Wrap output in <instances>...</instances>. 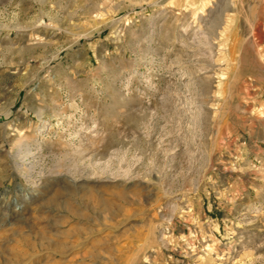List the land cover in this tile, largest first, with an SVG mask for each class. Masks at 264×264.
<instances>
[{
	"label": "rangeland",
	"instance_id": "1",
	"mask_svg": "<svg viewBox=\"0 0 264 264\" xmlns=\"http://www.w3.org/2000/svg\"><path fill=\"white\" fill-rule=\"evenodd\" d=\"M0 264H264V0H0Z\"/></svg>",
	"mask_w": 264,
	"mask_h": 264
},
{
	"label": "bare ground",
	"instance_id": "2",
	"mask_svg": "<svg viewBox=\"0 0 264 264\" xmlns=\"http://www.w3.org/2000/svg\"><path fill=\"white\" fill-rule=\"evenodd\" d=\"M70 208H71V207H70ZM71 211H72V210H71ZM90 230H91V229H90ZM68 231H69V230H68ZM90 232L92 233V231H90ZM91 233H90V234H91ZM94 233H95V232H93L92 235H93ZM90 236H91V235H90ZM78 237H79V236H78ZM42 239H43V238H42ZM74 242H75V241H74ZM67 243H68V242H67ZM87 243H88V242H87ZM62 244H64V243H62ZM62 244H61V245H62ZM65 244H66V243H65ZM90 244H92V242H91ZM61 245H60V247H61ZM86 245H87V244H86ZM80 246H81V248H82V244H81ZM84 246H85V245H84ZM56 247H57V246H56ZM58 247H59V246H58ZM63 247H64V246H63ZM63 247H62V248H63ZM66 247H67V245H66ZM86 247H87V246H86ZM87 248H88V247H87ZM12 250H13V249H12ZM59 250H61V249L58 248V251H59ZM55 251H56V250H55ZM62 251H63V250H62ZM64 252H66V251L64 250ZM61 255H64V254L62 253ZM23 257H24V256H23ZM4 259H5V258H4Z\"/></svg>",
	"mask_w": 264,
	"mask_h": 264
}]
</instances>
